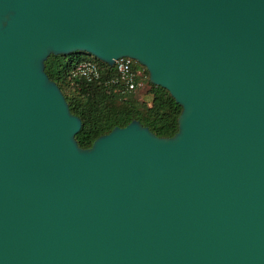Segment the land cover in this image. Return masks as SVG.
Instances as JSON below:
<instances>
[{
  "label": "water",
  "instance_id": "95a60500",
  "mask_svg": "<svg viewBox=\"0 0 264 264\" xmlns=\"http://www.w3.org/2000/svg\"><path fill=\"white\" fill-rule=\"evenodd\" d=\"M74 52L143 66L176 131L79 147ZM0 264H264V0H0Z\"/></svg>",
  "mask_w": 264,
  "mask_h": 264
},
{
  "label": "trees",
  "instance_id": "16d2710c",
  "mask_svg": "<svg viewBox=\"0 0 264 264\" xmlns=\"http://www.w3.org/2000/svg\"><path fill=\"white\" fill-rule=\"evenodd\" d=\"M81 60L96 64L98 77L86 79L73 72ZM145 93L149 100L138 98L123 89L114 67L84 53L49 55L44 61V71L61 90L69 111L78 116L80 129L74 135L79 147H88L98 135L112 127H122L132 119L138 120L156 136H170L176 131V118L180 107L168 92L147 81L143 66Z\"/></svg>",
  "mask_w": 264,
  "mask_h": 264
},
{
  "label": "built area",
  "instance_id": "2783aa9c",
  "mask_svg": "<svg viewBox=\"0 0 264 264\" xmlns=\"http://www.w3.org/2000/svg\"><path fill=\"white\" fill-rule=\"evenodd\" d=\"M114 70L118 80L122 83L123 89L128 92L141 88L145 85L143 69L135 65V62L128 57H120L114 60ZM73 72L86 79L98 77V69L94 62L81 60L75 66Z\"/></svg>",
  "mask_w": 264,
  "mask_h": 264
},
{
  "label": "rangeland",
  "instance_id": "374dc122",
  "mask_svg": "<svg viewBox=\"0 0 264 264\" xmlns=\"http://www.w3.org/2000/svg\"><path fill=\"white\" fill-rule=\"evenodd\" d=\"M146 88L147 87H146V84H145L143 87L134 90L133 93L135 94L136 97L143 98V99H146L148 101L149 100V95L147 93H145V89Z\"/></svg>",
  "mask_w": 264,
  "mask_h": 264
}]
</instances>
